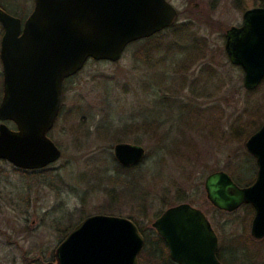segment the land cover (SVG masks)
Wrapping results in <instances>:
<instances>
[{"label":"rangeland","instance_id":"1","mask_svg":"<svg viewBox=\"0 0 264 264\" xmlns=\"http://www.w3.org/2000/svg\"><path fill=\"white\" fill-rule=\"evenodd\" d=\"M168 1L179 17L157 38L164 50L154 58L162 61V55L164 63L143 62L137 53L147 44L141 41L129 45L117 62L89 61L66 81L61 114L49 134L61 149V158L30 173L0 163V264H56L58 246L94 215L138 221L146 235L156 236V219L189 203L215 226L217 213L207 199L206 178L218 171L231 172L241 163L249 167L243 175H256L247 141L238 142L232 128L249 118L254 108L264 109V85L246 89L245 72L228 58L225 37L230 28L242 26L247 10L261 7L260 1L246 0L245 11L237 9L234 0ZM34 5V0H0V7L22 20ZM181 28L190 37L205 39L208 46L207 57L186 73L175 72L173 56L177 47L173 45L186 38L172 29L181 34ZM3 32L0 24V48ZM2 84L0 61V101ZM184 109L191 113L199 109L197 118L212 115L215 120L207 125L192 118L182 121ZM256 118L264 122V110ZM213 127L219 129V138L211 135ZM162 137L168 147L161 148ZM119 143L143 147L147 159L137 169H120L113 152ZM242 231L234 224L222 234L227 239ZM151 246L147 244L142 258L150 255ZM166 255L170 257L169 251ZM229 259L227 252L225 261Z\"/></svg>","mask_w":264,"mask_h":264},{"label":"water","instance_id":"2","mask_svg":"<svg viewBox=\"0 0 264 264\" xmlns=\"http://www.w3.org/2000/svg\"><path fill=\"white\" fill-rule=\"evenodd\" d=\"M32 14L22 19L0 7V162L17 169H44L61 158L49 133L59 117L65 81L89 60L117 62L127 47L173 27L179 12L168 0H34ZM225 50L245 72V87L264 81V7L247 10L241 27L227 31ZM8 122L15 125L11 129ZM256 158L258 179L239 188L224 171L205 180L209 201L225 211L250 203L257 210L253 235L264 237V125L245 144ZM116 161L141 164L146 151L119 143ZM177 264H221L218 239L201 211L189 204L168 209L153 223ZM145 238L130 219L94 215L78 224L58 246L56 264H140Z\"/></svg>","mask_w":264,"mask_h":264},{"label":"trees","instance_id":"3","mask_svg":"<svg viewBox=\"0 0 264 264\" xmlns=\"http://www.w3.org/2000/svg\"><path fill=\"white\" fill-rule=\"evenodd\" d=\"M259 1H260V6L264 7V0H259ZM246 2H247L246 0H234V4L236 5V8L239 9L240 11H245L247 9ZM173 30H174L176 36L181 35L184 38L183 34H185V38L187 40V41L185 40V42L184 41H182V42L178 41L180 44L176 42V45L175 44L173 45V48H174V46H177L176 48H174L176 50V52H174V54H173V56L175 57L176 63L178 64L177 65L178 68L175 70V72L176 73H186L188 68L195 66L196 63H199V61H201V60L205 59V57H207L208 46H207L205 39L200 38L198 40V38L195 36L190 37L189 35H186V33L183 32L184 30L182 28L180 31L183 30L182 31L183 33L181 32V34L178 33L179 31H175L176 29H172V31ZM186 30L188 32L189 28H186ZM162 34H164V33L161 32L154 37H151L149 39H145V40L141 41V42L146 43L147 46L144 45L138 51L137 56H139L140 59L143 60V62H145L147 65H151V62L156 63V64L157 63L160 64V63L165 62V57L162 55H161V58L163 59L162 61L156 62V60L154 58V56H156L157 54L163 53L162 51L164 50V48H163L162 44H157V38H160L162 36ZM189 34L192 35L191 32ZM170 48H172V47H170ZM206 73H207V75H210L212 73V70L206 71ZM200 80H202V79H200ZM203 80L206 81L207 78L204 77ZM181 83H182V85H185V83H186L185 79ZM262 85H264V81L261 84V86ZM252 92L254 93V91H252ZM263 110L264 109H261V108H254L253 110H251L249 112V114L251 113V116L249 118L247 117V119L244 121L235 122V126H233V128H232V133H234L236 140L238 142L248 141V139L252 135H254L257 131H259V129L264 124V122H262L263 121L262 119L256 118V116H259ZM205 111H207V112L212 111V109H209V110L206 109ZM195 113L201 114V111L199 109H197V110H194L193 113H191V112L184 109L182 111V114H181L182 121L188 122L192 118L197 123H201V124L203 123V124L207 125L209 123L214 122V120H215L212 117V115L211 116L207 115L205 118L203 116L198 115V118H197L195 116ZM193 116H195V118ZM250 118H252L253 120H250ZM143 125H149V123L147 122L146 124H143ZM143 125H140V126L142 127ZM157 127H158V125H157ZM146 130H148V129H146ZM218 130L216 127H213L211 129L210 133L214 138H219V137H216V136H219V134H220V131H218ZM163 139L164 138L162 137L159 141L161 143L160 144L161 148H164L165 146L168 147V145L162 144L163 141L166 142V140H163ZM247 156H248V154H247ZM147 157H148V155H146L144 161L147 159ZM118 167L120 169H122V167L119 164H118ZM238 168L244 170L243 173L247 169V167L243 166L242 163L240 165H238ZM132 169H136V167L130 168L129 171H131ZM124 170L128 171V169H124ZM246 184L247 183L245 182L244 185H246ZM132 221L135 222V224L138 226L141 234L145 237V246L141 252L142 255L140 253L141 258L139 257L140 264H176L170 259L169 255H166L168 252V248H167L165 242L163 241V239L159 236V234H157V232H156V234H157L156 236L155 235L152 236V234L146 235V233L144 232L143 226L138 221H135V220H132ZM150 243H152L150 255L148 254L147 258H142L143 253L145 252V247L147 246V244H150ZM164 250L167 251L166 254L163 253Z\"/></svg>","mask_w":264,"mask_h":264},{"label":"flooded vegetation","instance_id":"4","mask_svg":"<svg viewBox=\"0 0 264 264\" xmlns=\"http://www.w3.org/2000/svg\"><path fill=\"white\" fill-rule=\"evenodd\" d=\"M34 7H35V5H34ZM25 20H23V21H25ZM226 36H227V32H226ZM225 42H226V37H225ZM227 56H228V54H227ZM228 58H229V56H228ZM89 61H91V60H89ZM74 76H72V77H74ZM72 77L68 78L66 81H68ZM66 81H65V83H66ZM65 83H64V87H65ZM2 87H3V84H2ZM63 93H64V88H63ZM2 98H3V88H2ZM2 98H1V101H2ZM1 101H0V103H1ZM61 110H62V106H61ZM60 114H61V111H60ZM9 124L14 125L11 122H8V125ZM13 129L15 130L16 127L14 126ZM248 159L252 160L251 162L254 165V172L256 173V175L255 174H253L252 176L243 175L244 170L239 169L238 165H236V167L234 168L235 170L233 169L231 172H229V171L226 172L229 175L231 174L230 177L232 178L233 182L241 189L251 187L252 185L255 184V182L258 179L259 168L257 165L256 158L248 152ZM2 162H4V161H2ZM140 165L141 164L135 165V166H129V167H124L121 165L120 166L122 167L123 170L124 169L130 170V168H133V167H136V169H137V167ZM247 168H249V167H247ZM14 169L16 171L18 170V171H21L24 173H30V172L42 170V169L21 170V169L15 168V167H14ZM236 171L239 173V175L236 174ZM245 182L247 183L246 185H244ZM204 186H205V184H204ZM206 195H207V193H206ZM207 199H208V197H207ZM208 201H209V199H208ZM209 203L212 205L213 209L216 211L215 213H217V220H216V225H215L216 227L212 224V221L207 217V215L202 210H199V209L193 207L189 203H182V204H189L194 209L201 211L202 214L205 216L206 220L209 222L211 229H212V232H213V235L215 237H217V239H218L217 258H218L219 262L221 264H264V251H263L264 250V237L260 238V239L256 238L252 232L253 222H254L255 217L257 215V210L253 206V204H250V203L242 204L238 209L230 212V211H225V210H222V209L214 206L210 201H209ZM179 205H181V204H179ZM179 205H177V206H179ZM159 218H157V219H159ZM234 224L241 226V228L243 230L241 235H238V234L235 235L232 233L231 236L226 239L222 233L225 232V229H230L232 226H234ZM155 231H156V229H155ZM157 234H159V233L157 232ZM222 235L224 236V238H222ZM238 240H240V242ZM165 244H166V242H165ZM166 246H167V244H166ZM230 247L233 250H230L229 249ZM167 248H168V246H167ZM227 248H228V250H227ZM235 248H236V250H235ZM243 250H245L243 252V254L245 256L241 255ZM168 251H169V249H168ZM227 252L230 255V259L228 261H225V253H227Z\"/></svg>","mask_w":264,"mask_h":264}]
</instances>
